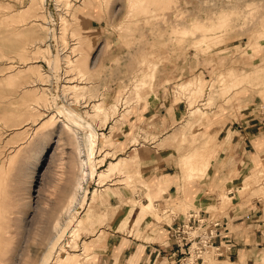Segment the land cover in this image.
Masks as SVG:
<instances>
[{
  "label": "rangeland",
  "instance_id": "1",
  "mask_svg": "<svg viewBox=\"0 0 264 264\" xmlns=\"http://www.w3.org/2000/svg\"><path fill=\"white\" fill-rule=\"evenodd\" d=\"M170 105L180 114L165 134L152 111L144 124L145 107ZM239 117L264 125V0H0V264H52L69 241L76 248L62 264L85 245L88 264L90 245L105 236L99 228L131 235L150 209L163 224L136 150L125 163L116 140L135 131L130 140L140 146L142 133V147L156 140L176 159L182 184L202 183L218 156L203 124ZM260 137L253 167L209 197L213 218L239 200L264 199V126ZM85 158L88 182L67 213ZM110 196L111 207L102 203ZM197 256L217 263L212 252Z\"/></svg>",
  "mask_w": 264,
  "mask_h": 264
},
{
  "label": "crops",
  "instance_id": "2",
  "mask_svg": "<svg viewBox=\"0 0 264 264\" xmlns=\"http://www.w3.org/2000/svg\"><path fill=\"white\" fill-rule=\"evenodd\" d=\"M151 109L148 106L145 107L143 119L146 123H143L147 125L149 118L146 117V113L152 111L154 114L149 117L158 116V123L156 124L158 127L156 128L158 130L159 128L163 129L161 135L178 123L180 110L177 106L170 105L165 108L158 106L156 109ZM250 120H243L239 117L238 120L229 122V124L222 121H210L211 125L209 123L203 124L205 134L212 137L217 144L218 156L214 167H210L212 171L209 180L202 183L182 184L176 178L177 173L174 171L176 159L172 155L163 153L162 149H156V140H148L146 146L142 147L144 142L140 139L142 138V133H140V138H138L140 146L132 142L129 143L135 131L129 137L123 135L124 137L121 136L120 140L116 138L118 143H122L121 151L116 153V158L125 153L127 155L124 158H119L126 163L127 158L131 157L136 150V167L144 182L150 184V190L147 194L145 191L142 192V199L147 202L146 197H143L146 194L150 200H153V204L160 211L167 213V218L163 219L167 221L158 225L157 221L145 215L139 223L142 226H138L136 230H133L131 235L128 233L124 235L116 230H108L106 227L99 228L105 234L99 245H95L93 242L100 235L87 239V242L94 244L90 246H92V258L95 257V260L88 264H173L170 263L173 246L167 236V226L188 219L192 212L207 213L206 208L209 206V197L220 192L222 188L227 190L234 177L242 173L244 166L253 167V161L259 154L254 149L256 145L263 143L262 137L259 138V136L263 135L264 125ZM146 125L141 126V131L149 133V127ZM161 125H164V127ZM125 131L127 132V128ZM105 148H107L106 145ZM97 154L98 151L95 152V155L100 157ZM261 154H264V149ZM168 158H171L169 163ZM228 160L230 163L227 162ZM212 165L213 161H210L209 166ZM95 178L97 180V177ZM110 190L117 194V190H120V188L110 186ZM120 192L122 194L120 196L123 197L124 193ZM226 194H229V192L226 191ZM112 201L113 198L110 196L102 203L111 207ZM118 203L113 207L117 208ZM186 205L192 209H188L184 214L183 210ZM217 216L219 217L217 220L223 226V235L215 240V244L218 246L217 255L214 257L216 264H263L264 199L253 202L239 200L224 209L223 214Z\"/></svg>",
  "mask_w": 264,
  "mask_h": 264
},
{
  "label": "built area",
  "instance_id": "3",
  "mask_svg": "<svg viewBox=\"0 0 264 264\" xmlns=\"http://www.w3.org/2000/svg\"><path fill=\"white\" fill-rule=\"evenodd\" d=\"M222 233L221 223L206 214L191 213L186 220H182L169 228V237L174 245L171 257H175L173 264H198L199 255L191 259V253L203 254L212 252L217 255L218 246L215 240Z\"/></svg>",
  "mask_w": 264,
  "mask_h": 264
},
{
  "label": "bare ground",
  "instance_id": "4",
  "mask_svg": "<svg viewBox=\"0 0 264 264\" xmlns=\"http://www.w3.org/2000/svg\"><path fill=\"white\" fill-rule=\"evenodd\" d=\"M74 88H76V86H73ZM181 87H184L183 85ZM69 89L65 88V92H68ZM185 90V89H184ZM63 92V91H62ZM100 108V104H97V105H94V108L93 109H99ZM103 136V134H101ZM100 135V136H101ZM102 138H105L104 136ZM101 138V139H102ZM134 141V139H133ZM131 142V141H130ZM134 143V142H133ZM109 144V143H107ZM106 144V145H107ZM135 144V143H134ZM132 145V144H131ZM87 153V152H86ZM103 159L101 158L100 160L97 159V163L98 161H102ZM126 165V164H125ZM79 166H80V172H81V176L78 177V181L76 183V186H75V190L72 194V196L70 197V199H68V203L66 204V208H65V212H74V210L77 208L78 204H79V201H80V198H81V195L83 194V191L85 190V185H87V179H88V171H87V159H81L80 160V163H79ZM128 166V165H127ZM125 166V169L126 167ZM112 168L110 167L109 170H111ZM108 170V171H109ZM107 170H105L104 172H99L98 176H97V179H100L101 176L103 175V173L105 174V172H108ZM95 191H93L92 193V198L94 197L95 195ZM91 198V199H92ZM152 203V202H151ZM150 203V204H151ZM149 205L145 206V207H148ZM69 213V214H71ZM148 214V215H147ZM151 214L153 215V211L152 209L146 211V216H151ZM81 223V220L77 221V224ZM58 227V226H57ZM77 226H75L72 231H71V237L72 239L76 237V232H77ZM80 228V227H79ZM72 241V240H71ZM74 241H72L73 243ZM70 241L67 243V244H64V245H61L58 249H57V252L55 254V257H54V260H53V263L52 264H62L64 262V259L66 258V253H67V247L71 249V251H73L72 249L76 248L74 244H72ZM87 251V246H83L81 247V250L79 252L78 255H75L70 261L68 264H83V262L87 259V255H85V252ZM74 252V251H73ZM82 255V257H81ZM79 256V258H78Z\"/></svg>",
  "mask_w": 264,
  "mask_h": 264
}]
</instances>
